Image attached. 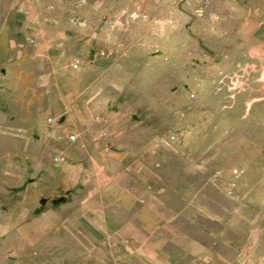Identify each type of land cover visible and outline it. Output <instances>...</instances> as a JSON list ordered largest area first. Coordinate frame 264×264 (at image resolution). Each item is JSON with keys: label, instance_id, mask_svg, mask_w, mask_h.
<instances>
[{"label": "rangeland", "instance_id": "374dc122", "mask_svg": "<svg viewBox=\"0 0 264 264\" xmlns=\"http://www.w3.org/2000/svg\"><path fill=\"white\" fill-rule=\"evenodd\" d=\"M12 12L82 30L71 60L125 77L117 125L150 184L189 198L214 248L264 264V0H0L4 27Z\"/></svg>", "mask_w": 264, "mask_h": 264}, {"label": "crops", "instance_id": "0c3cea01", "mask_svg": "<svg viewBox=\"0 0 264 264\" xmlns=\"http://www.w3.org/2000/svg\"><path fill=\"white\" fill-rule=\"evenodd\" d=\"M11 18L0 23V264H240L214 248L226 241L189 198L173 202L134 162L110 86L126 79L72 65L88 51L82 30L49 27L48 13Z\"/></svg>", "mask_w": 264, "mask_h": 264}, {"label": "built area", "instance_id": "2783aa9c", "mask_svg": "<svg viewBox=\"0 0 264 264\" xmlns=\"http://www.w3.org/2000/svg\"><path fill=\"white\" fill-rule=\"evenodd\" d=\"M78 63H79V62H78V60H75V61H73V62H72V65H73V66H77V65H78ZM70 138L72 139V138H73V136H70Z\"/></svg>", "mask_w": 264, "mask_h": 264}]
</instances>
